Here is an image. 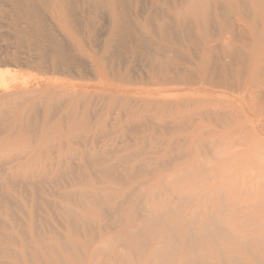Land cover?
Segmentation results:
<instances>
[{
    "label": "rangeland",
    "instance_id": "rangeland-1",
    "mask_svg": "<svg viewBox=\"0 0 264 264\" xmlns=\"http://www.w3.org/2000/svg\"><path fill=\"white\" fill-rule=\"evenodd\" d=\"M87 1L76 0L61 16L42 3L31 11L0 0V264H264V159L234 160L236 126L209 121L208 106L192 99L199 85L156 79L162 53L178 61L172 76L200 65L193 19L169 15L165 37L151 20L161 21L173 0H127L132 24L111 41L109 12ZM210 9L209 35H220L218 17L225 36L239 39L244 26L236 13L214 0ZM57 15L70 18L79 46ZM138 21H149L148 29ZM213 60L231 63L220 53ZM176 100L183 116L161 107ZM249 167L254 177L242 173ZM164 200L172 208L160 205ZM154 206L170 233L144 222ZM181 216L215 233L193 242L182 235ZM159 244L166 252L153 254Z\"/></svg>",
    "mask_w": 264,
    "mask_h": 264
},
{
    "label": "bare ground",
    "instance_id": "bare-ground-1",
    "mask_svg": "<svg viewBox=\"0 0 264 264\" xmlns=\"http://www.w3.org/2000/svg\"><path fill=\"white\" fill-rule=\"evenodd\" d=\"M12 1L14 2V5L17 7H19V5L21 3H25L31 11H35L37 4L42 3V4H45L48 8H50V7H53L54 9L56 8L59 11L56 14H61V16L64 15L63 13H65V12L70 13V12L74 11V4L76 2V0H12ZM158 1L161 2L162 0H158ZM214 1H217L220 4H221V2L224 3L225 7L227 8V10L229 12H231V13L235 12L236 13V15L238 16L237 24L239 25V28L241 25L244 26L243 29H241V30H243V32L241 31V34H239L240 32L238 33L240 38L239 39L235 38L236 35H234V34L232 36H227V35L225 36V34H224V31H226L225 30V28H226L225 21H221L220 19H218V17H216V19H217L216 23H217V27L220 31V35L218 37H215V38H213L209 35V33L207 32V24H208L207 21L210 20L212 17H214L213 13L211 12V9H210L211 0H180L179 3H177L175 0H173V1H171V2H173L172 8H167L168 11L166 10V14H160L159 15L161 18V21H157L156 19H154V20L150 19V20L154 21L155 23L158 22L157 26H158L159 33L162 36L166 37L168 34L169 24L172 23V20L169 19V15L180 17V18H182V20H185L188 17H191L194 21L195 27L198 29L199 34L201 35L200 36L201 45L199 46V48L201 50L200 65L198 66V68H194V70L192 69L190 71L188 70L189 68L187 69V66H186L176 76H172L170 73V69L177 67L178 61L173 56H171L169 53H162L159 57H157L158 70H157V78L156 79L161 80L162 82H169L172 80H178V81H182V82H190V83L199 85L200 86L199 90H201L199 93V96L195 95V98L192 97V99H195L197 106L198 105L201 106V104H205L206 107L208 106V108L203 110V112L208 117L209 121H211V119H213V120L215 119L219 124L223 125L224 127H226L230 123H233L234 126H236L237 131L234 132L235 134L237 133L236 138H234L232 141H230L231 146L228 144L230 146L229 149H231L233 147L238 148L237 150H234L235 149L234 148L233 149L234 151L231 152L233 157L235 158L234 160H240L244 155H246V157H244V161L249 160L250 163L252 164L254 162L253 161V155H256V157H258L259 160L264 159V150H263L264 149V0H246V2H242L241 0H214ZM87 2H93L98 7L102 6L103 8L107 9V11L109 12V15L111 17L112 26H113V34L111 37V41L120 40V38H122L124 36L125 31L132 24V18H131L130 12L128 10L127 0H88ZM167 7H168V5H167ZM245 10L247 13L245 12ZM243 12H245V14L246 15L248 14V15L247 16L244 15ZM58 16L59 15H57V17ZM63 17L62 18L58 17L60 26H62L66 31H68L69 36L72 39V41H74V43L77 46H79L80 44L77 41V37L75 35V32L70 27H69L70 28L69 29L68 26L66 25L67 23L70 24V18H69V20H67ZM148 17H151V16H148ZM138 23L141 25V27H144L145 29H148L147 26H149V24H150L149 21H145V22H139L138 21ZM177 25L179 26L178 23H177ZM239 30L240 29H238V31ZM244 30L246 33L244 32ZM234 31H235L234 26H230L228 32L232 33ZM215 53H220L223 56L229 57L231 59V63L228 65L227 64L221 65L220 63L216 64V62H214V60H213V55H215ZM4 87L8 88V87H6V85H4ZM203 92H205V93H203ZM70 97L72 98V96H70ZM76 100H78V99H76ZM153 101H154L153 99L148 100V102H147L148 105L150 106L153 103ZM76 103H77V101H76ZM114 103H115V101L113 100L112 105H114ZM182 106H183V103L179 102L177 100L174 102L173 101H163L161 103V107L164 110L168 108L166 111H170V112H176L177 111V113H179L181 116L184 115V111L182 110ZM225 108L230 109L231 113L227 114V113L223 112ZM72 122H73L72 124H74V126H78V122H75V121H72ZM229 135L230 134H228V136ZM231 136H230V138H231ZM226 138H227V136H226ZM226 143H228V142H226ZM225 145H227V144H225ZM222 150H223V148H222ZM216 153L218 154V151ZM94 155H95V157L97 156L96 154H93V156ZM219 156H220V154H219ZM260 158H262V159H260ZM228 160H225V162ZM245 167H247V166H245ZM102 170L105 172L111 171V169L108 166H106V167L104 166V168H102ZM260 171L262 173V176H264V167ZM24 172H25V170H24ZM26 173H28V170L26 171ZM242 173L245 174V177H254V176H251L252 174H254V169L252 167H249V169L247 168V170H243ZM28 175L31 176L30 173ZM262 184L264 187V182ZM257 185H260V184H257ZM248 187L254 188V187H256V185L252 184ZM262 189H264V188H262ZM248 190H249V188H248ZM83 194L86 195V192H83ZM64 197H66L67 199L69 198L65 194H64ZM160 199L162 200L163 198H160ZM165 200H167V198ZM165 200L163 201V203L160 201V203H162V204H160V203H156V204H160L164 208L165 207H167L168 209L172 208L171 206H173V205H171L169 202H167ZM203 202H204V204L207 203V202L205 203V200ZM239 202L240 201H238V204H239ZM242 204H244V203H242ZM224 206H226V205H224ZM156 207H157V205H156ZM157 209H159V208H155V206H154V209H152V210H155L153 212L154 215L152 214L153 217H151V218L149 217V219L145 218L144 222L149 221L151 223V225L152 224L161 225L166 234H167V232L170 233L168 228H167L166 220L162 218L160 209L159 210H157ZM174 210H176V209H174ZM172 211H173V209H172ZM244 212L246 213L247 211H244ZM241 219H243V218H241ZM180 221L182 223L186 224L184 230L182 231V235L184 237L193 238L192 241L194 239L198 240V238H202V237L204 238V237L213 235L212 234L214 232L212 230L213 228L211 229L205 225H201L200 229L197 228L198 226L195 228V226L192 225V223L188 222V218L183 217V216L180 217ZM212 221H214V219H212ZM150 223H149V225H150ZM234 223H236V222H234ZM223 224H224V221H223ZM131 226L134 227V229L136 230V231L135 230L134 231L138 234H141L143 231H144L143 232L144 234L146 233L145 230L143 228H141V226H142L141 222L137 223L134 220L131 223ZM146 227H148V225ZM149 232H150V230H149ZM149 232H147V233H149ZM143 233L141 235H144ZM166 234H164V237H169ZM171 234H173V233H171ZM127 235L130 238L134 236V234H132L130 232ZM256 236H258V235L256 234ZM164 237H162L161 239H163ZM233 237L238 241H240L243 238L242 237L241 239H238L237 236L236 237L233 236ZM188 238H187V240H188ZM170 239H172V238H170ZM105 241H106V239H105ZM184 241H186V240H183V242ZM242 241L247 242L248 239L244 237V239ZM109 242L110 241H108V243ZM173 242L175 243L174 239L170 243H173ZM103 243L101 245H103ZM108 243H107V245H108ZM190 243H192V242H190ZM176 244H177V241H176ZM186 244H188V242H186ZM159 245H161V246H156L154 248L153 254H161L163 252H166L165 251L167 249V247H165L166 244H164L165 246L164 245L162 246V244H159ZM171 245L175 246L174 244H171ZM178 246H179V244H178ZM182 248H183V246H182ZM119 249L120 248H118L117 250H119ZM168 249H170V247ZM119 252L120 251H118V252L113 251L112 254L117 255V254H120ZM175 252H173V253H175ZM219 252H220V250H219ZM196 253H197V251H196ZM190 255L194 256V254L193 255L189 254V256ZM189 256H187V257H189ZM147 260H149V259H147ZM182 261H184V260H182ZM199 261H202V259L198 258L191 264H195L196 262L198 263ZM203 261L206 262V259H204Z\"/></svg>",
    "mask_w": 264,
    "mask_h": 264
}]
</instances>
